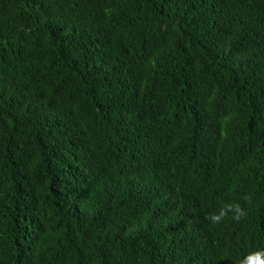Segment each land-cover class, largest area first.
<instances>
[{
	"label": "trees",
	"instance_id": "16d2710c",
	"mask_svg": "<svg viewBox=\"0 0 264 264\" xmlns=\"http://www.w3.org/2000/svg\"><path fill=\"white\" fill-rule=\"evenodd\" d=\"M260 250L264 0H0V264Z\"/></svg>",
	"mask_w": 264,
	"mask_h": 264
},
{
	"label": "clouds",
	"instance_id": "9594fccd",
	"mask_svg": "<svg viewBox=\"0 0 264 264\" xmlns=\"http://www.w3.org/2000/svg\"><path fill=\"white\" fill-rule=\"evenodd\" d=\"M245 202H250L251 198L248 195L243 197ZM232 214V219L239 222L247 216L244 207L239 203H230L222 206L217 213L210 214L205 218L212 224H220L226 219L229 214ZM239 264H264V250L255 251L246 256Z\"/></svg>",
	"mask_w": 264,
	"mask_h": 264
}]
</instances>
